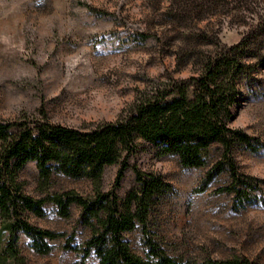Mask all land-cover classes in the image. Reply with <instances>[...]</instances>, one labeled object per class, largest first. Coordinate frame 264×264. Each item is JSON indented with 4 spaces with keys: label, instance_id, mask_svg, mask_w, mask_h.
Instances as JSON below:
<instances>
[{
    "label": "rangeland",
    "instance_id": "rangeland-1",
    "mask_svg": "<svg viewBox=\"0 0 264 264\" xmlns=\"http://www.w3.org/2000/svg\"><path fill=\"white\" fill-rule=\"evenodd\" d=\"M236 45L246 67L229 127L253 138L255 150L235 144L232 154L241 174L264 181V0H0V119H32L42 109L54 124L91 129L125 115L151 88L197 77L209 58ZM220 155L213 145L206 166L184 168L178 157L160 156L139 141L116 194L123 199L134 186V166L157 175L171 189L151 209L148 226L168 255L198 264L234 257L264 264V183L257 201L237 210L231 195L216 192L229 183L227 172L201 190ZM118 168H104L103 192ZM16 179L37 200L66 191L92 195L85 178L53 172L44 182L32 161ZM43 210L42 217H23L35 227L73 234L79 246L89 238L77 205L68 217L49 201ZM124 236L145 258L140 230ZM4 240L2 234L0 251ZM30 243L19 233L17 247L27 264H82L81 254L63 248V238L49 241L52 250L44 255ZM84 264L98 259L91 253Z\"/></svg>",
    "mask_w": 264,
    "mask_h": 264
},
{
    "label": "trees",
    "instance_id": "trees-1",
    "mask_svg": "<svg viewBox=\"0 0 264 264\" xmlns=\"http://www.w3.org/2000/svg\"><path fill=\"white\" fill-rule=\"evenodd\" d=\"M239 46L209 58L197 77L141 93L125 115L91 129L54 124L42 109L40 116L32 119H0V236L5 234L0 264H27L17 247L19 233L28 236L31 248L43 255L52 250L49 241L63 238V248L81 254L82 264L91 253L98 264H198L168 255L151 236L149 214L160 197L170 191L168 183L134 166V186L123 199L118 198L116 190L139 141L152 145L160 156L178 157L184 168L206 166L211 146L218 145L220 159L207 170L201 190L227 172L229 183L216 192L231 195L234 210L257 201L256 193L264 181L241 174L232 154L235 144L255 150L253 138L229 127L238 98L237 81L246 67L237 52ZM31 161L44 182L53 172L88 179L92 195L66 191L39 200L25 195L16 173ZM114 164L119 168L112 187L103 192V170ZM47 201L62 217L70 215L71 205L80 208L79 222L90 231L82 246L74 244L73 234L35 227L23 217L24 212L42 217ZM136 229L142 235L145 258L133 253L125 240L124 234ZM200 264L257 263L234 257Z\"/></svg>",
    "mask_w": 264,
    "mask_h": 264
}]
</instances>
